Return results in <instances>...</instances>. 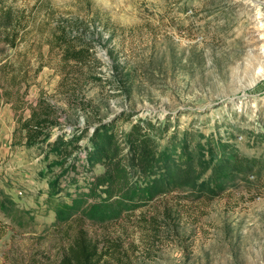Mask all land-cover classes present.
I'll return each mask as SVG.
<instances>
[{
  "label": "rangeland",
  "instance_id": "obj_1",
  "mask_svg": "<svg viewBox=\"0 0 264 264\" xmlns=\"http://www.w3.org/2000/svg\"><path fill=\"white\" fill-rule=\"evenodd\" d=\"M7 4L25 30L15 48L0 41V94H13L0 110V264H58L79 227L100 264H264V0ZM60 23L92 45L87 67L63 63ZM42 98L59 124L28 146L18 119ZM122 112L123 130L152 120L161 177L100 206L85 132ZM233 154L253 172L233 170Z\"/></svg>",
  "mask_w": 264,
  "mask_h": 264
},
{
  "label": "trees",
  "instance_id": "obj_2",
  "mask_svg": "<svg viewBox=\"0 0 264 264\" xmlns=\"http://www.w3.org/2000/svg\"><path fill=\"white\" fill-rule=\"evenodd\" d=\"M7 1L0 0V41L15 48L21 32L25 30V16L11 4H7ZM57 29L56 48L61 52L63 63L87 67L93 55L90 42L78 36H70V29L64 24H58ZM11 82L20 86L15 78ZM12 96L11 92L3 88L0 110L4 104L13 102ZM18 99L23 100V94L17 95L15 103H20ZM30 110L28 118L22 116L18 119V129L24 133L25 145L28 146L38 143L47 131L59 124L57 109L43 98L35 106H31ZM131 120L133 121L132 114L122 112L109 120L100 121L91 133L85 132L88 141L82 149L88 168L92 169L96 165L104 168L102 173L93 176L90 181L92 196L102 200L100 206L120 205L139 185L148 186L160 176L159 166L164 159V152L157 142L152 120H138L132 123L129 130H123L121 124ZM229 165L233 170L253 172L255 169L253 160L236 154L229 160ZM77 168L74 162L70 170L75 171ZM81 208V203L74 198L72 204L67 206V211L76 215ZM99 217L97 215L96 218ZM75 219L82 221V217ZM106 255L91 234L79 227L58 264H100Z\"/></svg>",
  "mask_w": 264,
  "mask_h": 264
},
{
  "label": "water",
  "instance_id": "obj_3",
  "mask_svg": "<svg viewBox=\"0 0 264 264\" xmlns=\"http://www.w3.org/2000/svg\"><path fill=\"white\" fill-rule=\"evenodd\" d=\"M94 130V129H93Z\"/></svg>",
  "mask_w": 264,
  "mask_h": 264
}]
</instances>
